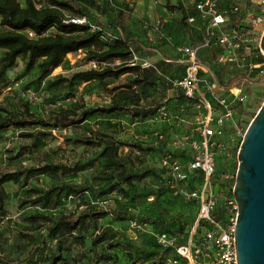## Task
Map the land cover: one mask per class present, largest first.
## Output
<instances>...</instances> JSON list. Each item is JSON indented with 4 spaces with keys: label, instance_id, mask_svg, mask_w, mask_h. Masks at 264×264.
Instances as JSON below:
<instances>
[{
    "label": "rangeland",
    "instance_id": "rangeland-1",
    "mask_svg": "<svg viewBox=\"0 0 264 264\" xmlns=\"http://www.w3.org/2000/svg\"><path fill=\"white\" fill-rule=\"evenodd\" d=\"M198 1L157 0L137 5L123 0H96L93 8L72 4L67 11L68 15H86L100 24L111 42L125 37L136 55L152 64L151 69L141 68L119 80L84 83L73 80V76L99 66L86 51H80L69 55L64 65L47 77L42 76L39 65L28 71L27 57H20L18 67L0 80V122L6 116L3 110L21 119L28 109L43 120L61 111H96L109 106L122 89H132L142 97L141 108H133L132 115L96 114L70 128L10 127L0 132V174L21 175L19 184L5 186L9 198L1 214L4 218L0 215L2 264H52L59 255L58 240L50 239L47 230L61 215L80 214V207L90 204L106 207L112 215L98 222L97 231L91 229L83 234L81 244L71 240L70 251L63 254L67 260L61 264H93L98 255L105 259L98 264H173L176 260L186 264L175 249L162 247L158 236L166 233L178 246L187 245L198 217L197 203L175 195L171 187L175 184L196 190L203 184L202 178L194 176L185 182L175 181L171 172L172 163L178 162L186 169L197 155L195 145L200 144V136L196 123L200 115H205L203 106L199 108L197 101L188 100L172 84L187 73L189 60L184 49L204 47L205 19L196 8ZM244 1H228L232 24L237 17L233 13L235 4ZM19 2L26 6L25 0ZM36 3L41 8L51 5V0ZM167 3L181 10L172 12ZM261 9L257 6L253 12L261 15ZM191 17L198 20V32L190 25ZM262 36L260 32L251 51H241L236 56L231 64L233 75L246 72L254 82L259 81L260 75L264 77V62L254 67ZM211 48L208 59L215 66L221 65L219 44ZM158 53L186 65L156 62L153 58ZM259 54L264 57L261 50ZM202 55L199 51L200 61L204 60ZM3 57L4 50L0 49V62ZM255 88L256 96H251L248 89L238 93L239 99L248 97L242 102L236 100L235 122L227 127L220 146L214 150L216 172L212 183L217 221L227 220L228 203L235 199L238 152L264 101V78ZM207 97L215 101L210 93ZM100 141L116 143L118 159L102 158L104 144H97ZM123 169L138 176L135 188L114 186V182L106 180ZM113 187L118 190L112 191ZM121 187L129 191L127 198L120 193ZM134 222L136 228L132 226ZM196 231L194 240L199 242L204 229L201 226ZM100 233L106 240L96 245L93 241ZM118 243H127L129 248L108 247ZM33 249L35 255L31 254ZM200 260L209 263L208 259Z\"/></svg>",
    "mask_w": 264,
    "mask_h": 264
},
{
    "label": "trees",
    "instance_id": "trees-1",
    "mask_svg": "<svg viewBox=\"0 0 264 264\" xmlns=\"http://www.w3.org/2000/svg\"><path fill=\"white\" fill-rule=\"evenodd\" d=\"M201 1L203 0L198 1V3ZM25 3L26 6L23 7L19 0H0V49L4 50V57L0 62V80L5 79L9 72L18 67L20 57H27L26 69L28 71H32L39 65L42 76L47 77L53 71L63 66L69 55L77 54L80 51H86L87 56L98 63L118 60L127 61L132 55L133 50L125 37L122 36L116 41L111 42L106 37L103 27L92 21L88 16L67 14V11L72 8V4L93 8L96 5V0H51V5L41 8L37 6L36 0H25ZM166 6L172 12L181 10L180 7L175 9L169 7L168 4ZM253 14L255 16L258 15L255 12ZM74 18H87L91 23L98 25L102 31L94 32L86 25L74 24L72 22L66 23V21ZM183 24L186 25V21H183ZM239 29L247 33V29L243 27H239ZM257 52L259 54L260 50L258 49ZM261 58L263 59L261 63H263V55H261ZM139 69H141L140 66L130 67L125 63L115 67L82 71L75 74L73 80H80L84 83H104L107 80H119L122 76L137 72ZM136 76L139 78V73H136ZM262 78L264 77L260 75L259 81L254 82L250 74L246 72L240 73L225 88L229 92L242 87H257L262 82ZM141 100L142 97L139 92L132 89H122L113 96L111 103L105 108L96 111L86 110L82 114L61 111L53 114L49 120L37 118L28 109L25 110L21 119L3 110L6 116L0 122V132L10 127L16 129L32 127L70 128L85 123L96 114L113 115L123 113L132 115L133 108H141ZM263 102H261L258 111ZM29 137H32V135ZM97 144L100 146L104 144L102 158L108 161L118 159L119 148L115 145L116 143L110 144L109 142L100 141ZM197 177L201 178L200 176ZM137 178L136 174H131L123 169L115 174L112 173L106 180L114 182V186H126L129 189H133L136 186L135 181ZM20 180L21 175L18 172L0 174V215L4 213L9 198L5 186L19 184ZM116 190H118V187H113L112 191ZM128 192L121 187L120 193L124 198L128 197ZM82 206L85 207L82 213L63 214L47 230L50 239L58 240L57 250L59 251V255L53 259L52 264H61L67 260L63 254L70 251L69 245L72 243L81 244L83 234L88 233L91 229L97 231L98 222L108 215H112V212H108L106 207L103 206L91 204ZM1 216L3 217V215ZM105 240V237L100 233L95 236L93 242L99 245L104 243ZM108 247L110 249L129 248V245L127 243H118L109 245ZM31 254L35 255V249L31 251ZM104 260L103 255H98L94 258L93 264H98ZM3 262L0 256V264Z\"/></svg>",
    "mask_w": 264,
    "mask_h": 264
},
{
    "label": "built area",
    "instance_id": "built-area-1",
    "mask_svg": "<svg viewBox=\"0 0 264 264\" xmlns=\"http://www.w3.org/2000/svg\"><path fill=\"white\" fill-rule=\"evenodd\" d=\"M108 1V0H104ZM224 0H203L197 5L199 13L207 20L205 32V47L218 43L224 53L219 58L221 64L233 63L236 56L242 52L251 51L255 46L256 37L260 32L264 33V1L261 3V15L251 16L253 21L248 25L241 24L231 28L224 29L230 21L229 11L221 9V3ZM242 5H235L233 13L241 12ZM250 20V19H249ZM74 23L89 26L94 32L102 29L91 23L87 18H74L66 23ZM239 27L247 29L244 33ZM219 35H217V30ZM216 39V40H215ZM260 49V43H258ZM198 47H186L184 52L188 56L189 66L185 77L173 81V86L180 89L184 96L192 101H197L199 108L203 106L205 115L197 118L196 132L200 136V144L195 145L198 153L193 157L186 169L178 162L172 163L171 172L175 181L185 182L190 176H200L203 184L199 189L188 190L185 187H179L172 184L171 187L175 195L186 200L195 201L198 205V217L196 227L192 231V236L187 245L178 246L176 240L164 233L158 236V243L165 248H173L177 251L178 257L184 259L186 264H238L235 249V229L237 224L238 205L234 200L228 203V219L226 222L217 221L214 218L216 208V199L213 192V178L216 172L214 150L220 146L219 140L225 135L228 126L234 124L235 120V102H242L248 96L242 98L220 97L217 94L218 87L200 75V60ZM130 67L140 66L143 69L152 68L148 61L141 60L134 51L127 61H114L98 63L99 69L105 67H115L122 64ZM210 93L215 101H210L207 94ZM216 103L217 105H214ZM168 163L167 161L165 162ZM85 207L81 206L80 210ZM136 228L137 222L132 223ZM204 233L200 241L194 240L196 228L201 227ZM200 258L208 259L209 263L201 261ZM173 264H178L174 261Z\"/></svg>",
    "mask_w": 264,
    "mask_h": 264
},
{
    "label": "water",
    "instance_id": "water-1",
    "mask_svg": "<svg viewBox=\"0 0 264 264\" xmlns=\"http://www.w3.org/2000/svg\"><path fill=\"white\" fill-rule=\"evenodd\" d=\"M260 50L264 54V33ZM233 194L238 205L235 229L238 264H264V102L240 146Z\"/></svg>",
    "mask_w": 264,
    "mask_h": 264
},
{
    "label": "crops",
    "instance_id": "crops-1",
    "mask_svg": "<svg viewBox=\"0 0 264 264\" xmlns=\"http://www.w3.org/2000/svg\"><path fill=\"white\" fill-rule=\"evenodd\" d=\"M228 1L229 0H224L221 3V9L229 11L227 8L228 7ZM263 1L264 0H246V1L242 2V4L236 3L235 5H242L241 12L236 13L237 17H236L235 21L233 22V24H232V22L229 21L228 24L224 27V29L231 28L234 26H239L241 24L248 25V23L251 21L249 19L253 15V10H255V8L257 6L260 7V5ZM123 2L126 4L136 3L137 5H141V4L153 3V2L157 3V0H123ZM189 22H190L191 26L196 27V32H198L201 29L199 24H198V20L196 18H194V17L189 18ZM206 25H207V20L205 19L204 40H205ZM219 31H221V29L217 30V35H219ZM214 44L215 43H213L211 46L206 47V48L204 46L203 49L200 50V53L203 54L201 57L204 58L203 61H200V67H201L200 75H201V77L206 79L207 81H209L211 83H214L218 87L217 94L220 97H226V98L232 97L233 98L236 96L239 98L238 93H242L243 91H246V89H248V91L251 93V96H256L257 93L254 92V90L256 89L255 87H242L240 89H233L229 92L226 91L225 87L230 82H232L238 74L237 75L232 74V71H233V65H231L232 63L221 64V65L218 64V66H215L212 63L211 59H208L209 49H213L211 47H213ZM219 47L221 48V53L218 55V57L224 53V49L220 45H219ZM153 60L156 62H159V63L169 62V63L178 64L179 67H185V65H186V64H183L181 62L168 60V59H166V57L163 54H159V53H158L157 57L153 58ZM261 61H263V59L261 58V55L258 54L257 59L255 61L256 64L254 67H258L259 65H261ZM214 70H216L217 73H215ZM183 77H185V75ZM227 93H231V94L228 96Z\"/></svg>",
    "mask_w": 264,
    "mask_h": 264
}]
</instances>
